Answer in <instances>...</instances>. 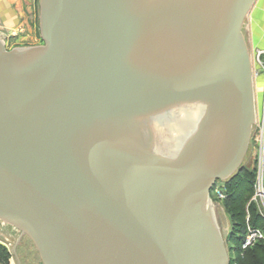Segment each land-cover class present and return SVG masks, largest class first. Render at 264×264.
Listing matches in <instances>:
<instances>
[{"label": "water", "instance_id": "95a60500", "mask_svg": "<svg viewBox=\"0 0 264 264\" xmlns=\"http://www.w3.org/2000/svg\"><path fill=\"white\" fill-rule=\"evenodd\" d=\"M256 1L40 0L42 45L0 36V223L42 264H229L210 196L255 122ZM190 107L164 149L150 119Z\"/></svg>", "mask_w": 264, "mask_h": 264}, {"label": "rangeland", "instance_id": "374dc122", "mask_svg": "<svg viewBox=\"0 0 264 264\" xmlns=\"http://www.w3.org/2000/svg\"><path fill=\"white\" fill-rule=\"evenodd\" d=\"M39 1L40 0H36L35 1L36 2L35 3V13L33 14V17H34V19L32 21L33 24L30 27L31 28V33L29 35V39L28 40H22L24 42L20 43V42H15L16 41L15 38H12V39H10V38L8 39L7 38V39L4 40V45H5L7 50H13V49H17V48H27V47L40 46V44H39V40H40ZM255 8L258 9V10L256 9V12L258 13L257 15L262 16L263 13H264V0H257L256 1L255 5H254V8L251 10L249 15L245 18V20L243 22L242 35H243V38H244V41H245L249 56L251 55V51H252L251 43H250V30H249V28H250V24H251V20H252V16H251L252 15V11ZM260 8H262V9L260 10ZM254 26L255 27L253 29H255V30H254V33H253V35H254L253 37L255 38V40H257V42L263 44L264 43V41H263L264 37H263V34H262V27H264L263 23L260 24V22H259V24L256 23ZM259 84H260V81L257 80L256 83H255V87L257 88L259 86ZM261 89L263 91V84H262ZM262 95H263L262 97H264V94H262ZM195 108H197V107H195ZM255 108H256V115L258 117V116L261 115V112H262V98H261L260 101L256 100ZM186 110L187 111H184V113H185V116L187 117V121H189L188 118L192 117L193 113H192L191 107L187 108ZM158 120H159V123H160L161 128H162V126H163L162 123H164L162 117L160 116ZM162 129H167V126L165 128H162ZM170 129H171V127H170ZM172 130H173V128H172ZM169 136H171V135H169ZM173 137H175V135H173ZM255 156H256L255 155V144L253 143V141H251V138H250L249 146H248L246 155H245V157H244V159L242 161V164L240 165V168L247 167V168H249V169L254 171L253 186H254V183H255V172H256V168H257V160L255 159ZM225 192H226V190H225V181L216 182L215 189L212 191V194L210 196V202H211V206H210L211 207V210H210L211 211L210 212L211 215L210 216H211V218L213 220V225L216 228V230L218 232V235L220 236L222 242H224V244H225V249L227 251V256H228L229 264H230V258H231L232 255L234 256V254L231 253L228 250L229 249L228 246H227L228 244L226 243V238H227L228 233L230 232V229H231V220H230L229 216L226 214L225 208H224V204H223V200L225 198V195H224ZM253 194L254 193H252L250 201L247 203L246 207H249V206L252 207L253 210H254L253 211L254 213L255 212H259V214L264 218V209L262 208L261 204H259L258 202H254L252 200ZM247 213L248 212H246V214ZM248 220H249V216L247 215L246 219H245L246 232H247L248 229H253L252 227H250ZM0 225H1V223H0ZM3 225H5L4 227L10 228L12 231H14V233H19L20 234V232L17 229H15V228H13V227H11L9 225H6V224H3ZM259 231H261V230H259ZM24 237H26V236H24ZM25 239H26V243L29 245V247L31 249L29 251L26 250V252L27 253L32 252L35 255V257H39V254H38L35 246L33 245V243L30 241V239L28 237H26ZM255 244H253V245H255ZM39 259H40V257H39Z\"/></svg>", "mask_w": 264, "mask_h": 264}, {"label": "crops", "instance_id": "0c3cea01", "mask_svg": "<svg viewBox=\"0 0 264 264\" xmlns=\"http://www.w3.org/2000/svg\"><path fill=\"white\" fill-rule=\"evenodd\" d=\"M36 0H0V36L5 39L15 38V42H24L28 40L31 33V25L34 19L35 2ZM254 8V7H253ZM252 8V9H253ZM258 8V7H257ZM255 8L252 11V20L250 24V43L251 49L264 48V43H259L253 37V29L256 23H263L264 26V13L262 16L257 15ZM262 8H260L261 10ZM258 10V9H257ZM262 34L264 37V27H262ZM264 41V40H263ZM259 86H254L255 103L256 100L262 98V81ZM3 223L0 225V247L4 248L9 256V264H42L39 257L26 250H31L26 243V237L21 236L19 233H14L10 228L4 227ZM1 264V263H0Z\"/></svg>", "mask_w": 264, "mask_h": 264}, {"label": "trees", "instance_id": "16d2710c", "mask_svg": "<svg viewBox=\"0 0 264 264\" xmlns=\"http://www.w3.org/2000/svg\"><path fill=\"white\" fill-rule=\"evenodd\" d=\"M253 181L254 171L247 167L239 168L237 173L225 181L223 204L231 220L226 243L228 250L234 254L230 258V264H264V239L245 250L241 249V241L246 234L247 215L250 227L259 229L264 234V218L259 212L254 213L252 207H246L253 193ZM8 261L6 250L0 247V263L9 264Z\"/></svg>", "mask_w": 264, "mask_h": 264}, {"label": "built area", "instance_id": "2783aa9c", "mask_svg": "<svg viewBox=\"0 0 264 264\" xmlns=\"http://www.w3.org/2000/svg\"><path fill=\"white\" fill-rule=\"evenodd\" d=\"M250 62L254 86L256 81L261 79L263 84L262 94H264V48L253 49L250 55ZM251 141L255 144V159L257 160L252 200L261 204L264 209V97H262L261 115L257 117L255 114ZM263 239L264 235L261 231L258 229H248L241 241V249L245 250Z\"/></svg>", "mask_w": 264, "mask_h": 264}, {"label": "bare ground", "instance_id": "6f19581e", "mask_svg": "<svg viewBox=\"0 0 264 264\" xmlns=\"http://www.w3.org/2000/svg\"><path fill=\"white\" fill-rule=\"evenodd\" d=\"M186 109L187 108L172 110L171 112H168V113L161 116L163 121H164V123H162L163 124L162 128H165L167 126V129L161 128V125H160L159 120H158L159 118L154 116L155 118L150 119V121L152 120L151 121L152 126H153V123L155 124V127L153 126V127H151V129L156 128L157 137H158L160 143L163 142L162 144L164 145V149L167 147L166 143H164V142H168V140L165 139V137L171 135L172 132L176 138L182 137L180 134L182 133V131H184L185 127L186 128L189 127L191 125V122L196 121V119L198 118V110L200 109L199 107H197V108L191 107L193 116L188 118L189 121H187V117L185 116V113H184V111H187ZM142 122L136 121V120L135 121H127L125 123V125H127L128 128H130V130H132L131 132H134L135 137L139 138V141L144 143L146 140V136L144 135L145 129H144ZM140 123H141V125H140ZM170 127L173 128V130L170 129ZM136 135H138V136H136ZM171 138L173 139V137H171ZM169 148H171L170 145H169Z\"/></svg>", "mask_w": 264, "mask_h": 264}, {"label": "flooded vegetation", "instance_id": "af4514ba", "mask_svg": "<svg viewBox=\"0 0 264 264\" xmlns=\"http://www.w3.org/2000/svg\"><path fill=\"white\" fill-rule=\"evenodd\" d=\"M39 44H40V45H42V44H43L41 39L39 40Z\"/></svg>", "mask_w": 264, "mask_h": 264}]
</instances>
